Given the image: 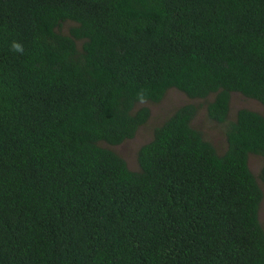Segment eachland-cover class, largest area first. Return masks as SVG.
Returning a JSON list of instances; mask_svg holds the SVG:
<instances>
[{
  "label": "trees",
  "instance_id": "trees-1",
  "mask_svg": "<svg viewBox=\"0 0 264 264\" xmlns=\"http://www.w3.org/2000/svg\"><path fill=\"white\" fill-rule=\"evenodd\" d=\"M170 88L226 147L187 103L132 170L102 143ZM232 92L264 105V0H0V264H264V116Z\"/></svg>",
  "mask_w": 264,
  "mask_h": 264
},
{
  "label": "rangeland",
  "instance_id": "rangeland-1",
  "mask_svg": "<svg viewBox=\"0 0 264 264\" xmlns=\"http://www.w3.org/2000/svg\"><path fill=\"white\" fill-rule=\"evenodd\" d=\"M72 24L73 23L71 22L65 23L62 29L67 31L68 27ZM211 98L212 96L210 95L206 100L191 99L181 91L175 88H170L165 92L160 101L142 102L139 104L147 106L150 110V115L147 121L137 129L131 139L124 140L118 145H107L105 143H102V145L113 149L126 161L130 169L137 170V150L142 144L150 140L154 127L162 123L164 119H166L176 108L184 104L191 103L197 107L196 114L191 121L192 126L201 131L204 138L210 141L216 150L221 153L226 147L224 139L226 123H217L207 117L205 104L206 101ZM239 108H248L257 111L264 116V105L260 102L255 99L245 97L238 92H232L230 96L228 120L234 118L235 112ZM263 162L264 160L261 156L250 154L248 157L249 167L256 176L258 175ZM258 183L263 192L258 214L260 224L264 230V183L259 179Z\"/></svg>",
  "mask_w": 264,
  "mask_h": 264
},
{
  "label": "clouds",
  "instance_id": "clouds-1",
  "mask_svg": "<svg viewBox=\"0 0 264 264\" xmlns=\"http://www.w3.org/2000/svg\"><path fill=\"white\" fill-rule=\"evenodd\" d=\"M14 48L16 49V50H21V47H20V45L19 44H14Z\"/></svg>",
  "mask_w": 264,
  "mask_h": 264
}]
</instances>
